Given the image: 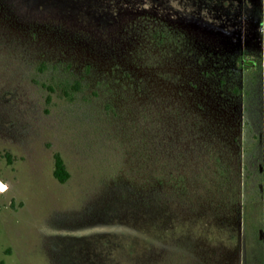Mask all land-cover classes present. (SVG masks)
<instances>
[{"label":"rangeland","instance_id":"1","mask_svg":"<svg viewBox=\"0 0 264 264\" xmlns=\"http://www.w3.org/2000/svg\"><path fill=\"white\" fill-rule=\"evenodd\" d=\"M0 264H264V0H0Z\"/></svg>","mask_w":264,"mask_h":264},{"label":"trees","instance_id":"2","mask_svg":"<svg viewBox=\"0 0 264 264\" xmlns=\"http://www.w3.org/2000/svg\"><path fill=\"white\" fill-rule=\"evenodd\" d=\"M59 85L61 89L60 96L69 101H72L75 98L76 93L81 90V84L79 81H75L70 84L68 82H61ZM53 176L60 183H64L69 177L64 162L58 154L54 156Z\"/></svg>","mask_w":264,"mask_h":264}]
</instances>
